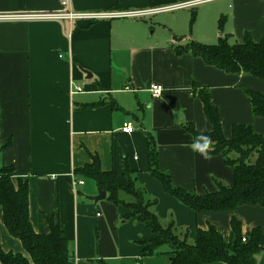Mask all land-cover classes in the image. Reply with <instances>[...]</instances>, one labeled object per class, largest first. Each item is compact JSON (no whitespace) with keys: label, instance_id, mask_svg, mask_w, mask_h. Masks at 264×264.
Wrapping results in <instances>:
<instances>
[{"label":"crops","instance_id":"obj_1","mask_svg":"<svg viewBox=\"0 0 264 264\" xmlns=\"http://www.w3.org/2000/svg\"><path fill=\"white\" fill-rule=\"evenodd\" d=\"M195 1L205 2L139 19L0 21V169L14 167V183H29L36 233H49L48 218L60 221L75 264H171L167 249L143 255L140 242L152 232L136 219L124 222L127 210L107 199L89 200L100 189L75 171L92 164L93 157L103 172L116 173L122 186L131 171L146 197L157 201L154 211L161 224L173 223L191 243L198 229L209 226L229 241L233 218L241 222L244 237L255 228L264 234V207L198 214L167 194L150 172L153 140L158 168L176 187L203 195L217 190L215 180L234 183L223 156L206 160L191 148L194 139L185 125L200 133L213 131L194 85L209 90L230 139L235 125L251 126L264 137V118L254 115L247 93L264 94V81L229 74L176 48L191 42L217 45L221 38L242 44L248 35L256 43L264 41V0H71V6L78 13L160 11ZM61 3L0 0V15L55 13ZM186 9H192L190 25L170 15ZM72 83L84 92L72 95ZM154 85L164 89L159 98L150 91ZM126 122L134 123L133 134L122 131ZM0 241L6 253L29 258L8 232L1 205ZM257 264H264V251Z\"/></svg>","mask_w":264,"mask_h":264},{"label":"trees","instance_id":"obj_2","mask_svg":"<svg viewBox=\"0 0 264 264\" xmlns=\"http://www.w3.org/2000/svg\"><path fill=\"white\" fill-rule=\"evenodd\" d=\"M196 14L192 15V24ZM223 28V19L220 20ZM178 54L192 53L203 59L209 66L221 69L229 74H248L264 81V41L254 42L249 35L242 44L231 45L227 38H221L217 45H203L191 42L176 48ZM253 113L264 118V94L248 90ZM194 94L203 103L207 120L213 131L203 133L213 141L210 156L221 155L226 164L233 170L234 183L227 185L215 180L217 190L203 195L192 193L176 187L171 177L158 168V151L151 140L150 172L158 180L167 194L178 199L183 205L196 213L234 212L242 206L264 207V137L256 133L251 126L235 125L230 139L224 136L219 109L212 103L211 94L206 88L194 85ZM116 108V106H114ZM1 119V113H0ZM184 128L195 139L201 133L194 125ZM8 147L4 146L2 149ZM14 167L0 169V205L3 209L4 223L8 232L20 240L29 258L23 254L6 253L0 241V264H75L68 240L59 220L48 218V234L35 232L30 219L29 183L13 181ZM77 176L92 179L98 188L107 193V201L128 213L122 215L127 222L136 219L151 232L152 238H144L140 244L144 247V256H157L160 250L168 246L166 252L171 264H257V256L264 251V234L261 228H255L243 241L244 234L241 222L231 220V237L227 241L214 226L207 230H197L194 243L181 239L176 226L171 223L163 226L155 213L156 200L146 197L132 172H127L129 183L122 186L114 172H103L100 161L93 157V163L75 171ZM99 264H107L100 261Z\"/></svg>","mask_w":264,"mask_h":264},{"label":"built area","instance_id":"obj_3","mask_svg":"<svg viewBox=\"0 0 264 264\" xmlns=\"http://www.w3.org/2000/svg\"><path fill=\"white\" fill-rule=\"evenodd\" d=\"M205 1H195L186 4H180L168 9H163L160 11H108V12H95V13H78L72 9L71 0H62V9L55 13H31V14H21V15H0V21H27V22H63L69 21L74 22H95L100 20H115V19H139L152 16L157 13L166 11H177L189 7H195L197 5L203 4ZM156 87H160L161 91L157 94ZM130 91V88H126ZM163 87L160 85H154L151 87V92L153 97L159 98L163 93ZM84 92L83 88L72 83L71 94H79ZM122 131L125 134H133L136 131L133 122H126L123 125ZM77 184L84 185V181H78ZM246 242V237L243 239Z\"/></svg>","mask_w":264,"mask_h":264},{"label":"clouds","instance_id":"obj_4","mask_svg":"<svg viewBox=\"0 0 264 264\" xmlns=\"http://www.w3.org/2000/svg\"><path fill=\"white\" fill-rule=\"evenodd\" d=\"M160 91V87H156L157 94ZM191 148L194 152H197L204 159L208 160L211 159L210 151L213 150V141L209 135L201 133L194 139Z\"/></svg>","mask_w":264,"mask_h":264},{"label":"rangeland","instance_id":"obj_5","mask_svg":"<svg viewBox=\"0 0 264 264\" xmlns=\"http://www.w3.org/2000/svg\"><path fill=\"white\" fill-rule=\"evenodd\" d=\"M191 11H192V9H186L184 11H178L175 13H171L170 15H176V16H174L175 19L179 22H183V25H190L189 21H190ZM0 111H1V109H0ZM177 234H178V236H180L181 239H185V236L183 237L179 231L177 232ZM188 242L191 243V241H188ZM162 249L169 250L168 246H164V247H162Z\"/></svg>","mask_w":264,"mask_h":264},{"label":"water","instance_id":"obj_6","mask_svg":"<svg viewBox=\"0 0 264 264\" xmlns=\"http://www.w3.org/2000/svg\"><path fill=\"white\" fill-rule=\"evenodd\" d=\"M88 76H91L88 72L86 73ZM107 199V193L105 191L99 190L98 195L95 197H89V200L94 202L95 204L102 202Z\"/></svg>","mask_w":264,"mask_h":264}]
</instances>
